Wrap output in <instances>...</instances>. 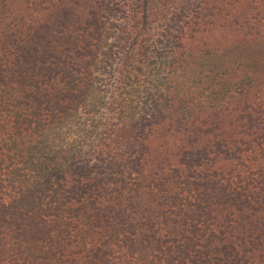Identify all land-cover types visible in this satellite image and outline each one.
<instances>
[{
	"label": "rangeland",
	"instance_id": "rangeland-1",
	"mask_svg": "<svg viewBox=\"0 0 264 264\" xmlns=\"http://www.w3.org/2000/svg\"><path fill=\"white\" fill-rule=\"evenodd\" d=\"M23 1L0 0V77L35 78L0 105L5 220L90 227L72 249L100 264H264V57L220 55L264 41V0ZM178 135L185 160L136 144Z\"/></svg>",
	"mask_w": 264,
	"mask_h": 264
},
{
	"label": "trees",
	"instance_id": "trees-1",
	"mask_svg": "<svg viewBox=\"0 0 264 264\" xmlns=\"http://www.w3.org/2000/svg\"><path fill=\"white\" fill-rule=\"evenodd\" d=\"M25 4L26 1L24 0L23 3H21V6L24 8ZM157 12L158 11H153L151 18L154 19L157 17ZM149 18L150 17H148V15H144L142 22L147 24ZM224 44H228L231 48L221 51L220 55L222 58L232 57L234 60L241 61L245 59L257 60L264 57V41L261 37H257L253 34H243L236 37H229L224 40ZM34 79L35 78L32 77L31 79L24 78L22 80L19 75L13 76L10 73L7 77H0V81H6V86L3 87L5 92L4 94H0V105H12L11 107L17 105L15 101L11 99L12 94L10 91L15 92V90L20 88L19 84H29V80L32 82ZM6 92L7 95H5ZM25 94L28 93L25 92ZM219 121L221 126H219L218 130H216L217 133L221 132L222 135H226L231 138L233 137L232 141H240L241 126L239 123L231 124L232 122L230 121H232V118H230L227 114L223 118L219 119ZM211 126H213V124ZM176 131L178 130L176 129ZM178 137L179 138L177 139L168 138L166 144H164V142L159 144L157 143L158 141L155 143L156 140H148L147 142L142 141L137 143L129 141L128 143L132 146L134 145L133 147L138 144L139 149L143 152V158L150 162L158 161V159H160L159 153L161 151H165L166 156L171 154L176 157L175 159L185 160L187 157L185 155L186 148L183 146L184 140L182 139V136L178 135ZM110 159L113 158L110 157ZM53 167L54 166L49 168L48 171H45L47 180H49L52 174L59 177V175L57 176L53 173ZM56 167L57 170H60L63 168V164L57 163ZM72 178L73 177H71V179ZM74 179L75 178H73V180ZM78 183L79 182L74 181V184ZM0 206L4 211L2 213L3 216L2 214L0 216V247H4L6 245L7 239L3 235H5V232H10L9 230L13 232L14 237L19 238L17 244L18 249L16 252L12 251L10 253L3 251L2 248L0 249V264H100L98 260L91 259V256L88 254L81 252L77 253V251L72 249L71 242L75 241L70 239V236L74 234L72 231H76V229H78L81 230L82 233H91L93 229L90 230V227L84 229L79 222H62L55 219L51 220L38 218L35 220H25L22 213L17 214L14 220L10 222L5 220V215L7 214L5 202L1 201ZM4 221H7V223ZM11 226L13 228H11ZM11 232L10 237L12 234ZM77 234L78 233L76 231L73 238H75ZM94 257L98 256L94 255ZM244 261L246 262V259ZM181 263L184 262L181 261Z\"/></svg>",
	"mask_w": 264,
	"mask_h": 264
}]
</instances>
